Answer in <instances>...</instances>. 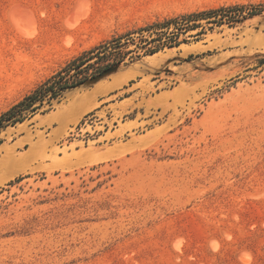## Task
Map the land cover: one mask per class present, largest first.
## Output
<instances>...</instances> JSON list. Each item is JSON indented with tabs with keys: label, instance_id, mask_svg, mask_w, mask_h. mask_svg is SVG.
Masks as SVG:
<instances>
[{
	"label": "rangeland",
	"instance_id": "rangeland-1",
	"mask_svg": "<svg viewBox=\"0 0 264 264\" xmlns=\"http://www.w3.org/2000/svg\"><path fill=\"white\" fill-rule=\"evenodd\" d=\"M77 57L86 81L0 131V264H264V0H0V114Z\"/></svg>",
	"mask_w": 264,
	"mask_h": 264
},
{
	"label": "trees",
	"instance_id": "trees-1",
	"mask_svg": "<svg viewBox=\"0 0 264 264\" xmlns=\"http://www.w3.org/2000/svg\"><path fill=\"white\" fill-rule=\"evenodd\" d=\"M243 5L220 6L200 11H193L155 22L143 30L148 31L150 38L146 39L141 45L148 54H153L163 47H174L181 43L179 37L181 34L189 33L196 30L188 36H200L205 33L206 29H212L213 26H220L223 23H233L241 20ZM258 12H250L251 15ZM211 24V25H208ZM185 39H182L184 41ZM120 39H112L99 45L96 48L95 55L102 58L105 53L122 52L121 55L115 57L111 62L98 67L97 72L117 64L124 59L125 53L120 46ZM93 56V55H92ZM81 61L79 57L70 60L61 70L56 72L52 77L47 79L41 85L36 87L29 94L25 95L17 103L13 104L6 111L0 114V131L7 125H13L16 122H22L27 116H31L44 104L50 108L53 100H59L63 91L76 87L86 81L89 76L88 67L83 65L87 62ZM259 63H264V57L257 59ZM48 108V109H49ZM2 139L0 138V143Z\"/></svg>",
	"mask_w": 264,
	"mask_h": 264
},
{
	"label": "water",
	"instance_id": "water-1",
	"mask_svg": "<svg viewBox=\"0 0 264 264\" xmlns=\"http://www.w3.org/2000/svg\"><path fill=\"white\" fill-rule=\"evenodd\" d=\"M120 63V62H119ZM119 63L109 66L108 68L103 69L100 73H98L96 76H94L92 79L97 80L104 75L111 73L112 71L116 70L119 67Z\"/></svg>",
	"mask_w": 264,
	"mask_h": 264
}]
</instances>
